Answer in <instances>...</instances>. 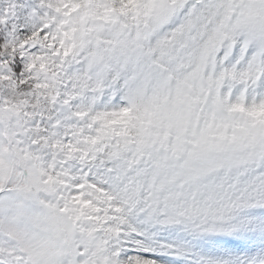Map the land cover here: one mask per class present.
Returning <instances> with one entry per match:
<instances>
[{"label":"snow or ice","instance_id":"obj_1","mask_svg":"<svg viewBox=\"0 0 264 264\" xmlns=\"http://www.w3.org/2000/svg\"><path fill=\"white\" fill-rule=\"evenodd\" d=\"M0 264H264V0H0Z\"/></svg>","mask_w":264,"mask_h":264}]
</instances>
